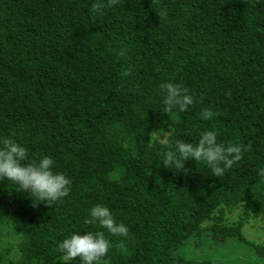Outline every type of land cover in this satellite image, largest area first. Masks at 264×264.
I'll list each match as a JSON object with an SVG mask.
<instances>
[{
	"label": "trees",
	"instance_id": "obj_1",
	"mask_svg": "<svg viewBox=\"0 0 264 264\" xmlns=\"http://www.w3.org/2000/svg\"><path fill=\"white\" fill-rule=\"evenodd\" d=\"M164 83L195 103L163 112ZM205 107L217 113L210 121L199 118ZM158 129L193 143L214 130L243 146L242 159L223 177L191 158L168 169ZM5 137L32 158L52 156L71 191L33 206L0 180V264H79L60 261L57 245L104 231L83 224L95 204L129 228L126 255L115 247L123 238L108 236V264H231L176 255L190 236L236 238L264 259V244L242 232L264 223V0H0ZM5 236L15 244L2 247Z\"/></svg>",
	"mask_w": 264,
	"mask_h": 264
},
{
	"label": "clouds",
	"instance_id": "obj_2",
	"mask_svg": "<svg viewBox=\"0 0 264 264\" xmlns=\"http://www.w3.org/2000/svg\"><path fill=\"white\" fill-rule=\"evenodd\" d=\"M108 2L111 5L115 4L116 0ZM130 71L125 69L122 75L128 76ZM160 88L164 92L162 109L165 113H183L195 103L194 95L180 83H164ZM216 115L217 113L205 107L201 109L199 118L202 121H210ZM153 132L152 139L166 146L167 150L163 152L161 159L162 165L168 169L175 168L179 171L183 162L191 158L203 163L212 176L223 177L226 170L242 159L243 146L237 142H218V133L214 130L203 131L195 143L171 139L163 129ZM55 168L52 156L32 158L29 156V150L22 144L8 137L0 139V180L11 182L16 191H26L32 197L33 206L37 202L47 205L62 202L63 198L69 195L70 178ZM184 172L187 174L188 170L184 169ZM257 174L264 178V168L259 169ZM83 224L99 225L104 231H84L83 234L72 232L58 242L57 258L60 261L67 262L77 258L79 264H108L109 250L114 246L108 236L123 238L115 247L122 255L128 253L124 240L129 236V228L114 219L108 206H91Z\"/></svg>",
	"mask_w": 264,
	"mask_h": 264
},
{
	"label": "rangeland",
	"instance_id": "obj_3",
	"mask_svg": "<svg viewBox=\"0 0 264 264\" xmlns=\"http://www.w3.org/2000/svg\"><path fill=\"white\" fill-rule=\"evenodd\" d=\"M167 135V133H166ZM239 216V210L227 214V223H233ZM245 238L251 242L264 244V223L261 220H249L242 229ZM16 239L5 236L2 247L15 244ZM176 255L192 257L195 259H210L224 261L231 264H264V259L258 256L248 244L229 238L224 243L211 240L203 236L197 240L193 236L174 252Z\"/></svg>",
	"mask_w": 264,
	"mask_h": 264
}]
</instances>
